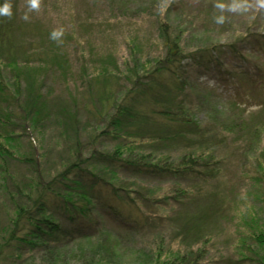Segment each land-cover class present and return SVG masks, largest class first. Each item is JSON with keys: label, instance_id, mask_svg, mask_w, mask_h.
Here are the masks:
<instances>
[{"label": "trees", "instance_id": "1", "mask_svg": "<svg viewBox=\"0 0 264 264\" xmlns=\"http://www.w3.org/2000/svg\"><path fill=\"white\" fill-rule=\"evenodd\" d=\"M10 2L12 16H0V264H127L106 245L90 252L72 249L80 240L98 237L101 242L105 224L114 225L117 236L152 235L150 264H264V200L261 206L243 209L233 249L218 254L211 252L213 235L206 226L214 208L183 210L199 204L201 188L195 190L192 184L205 185L220 174L217 148L228 134L251 159L248 171L264 197V147L258 143L264 124L254 126L245 119L217 123L212 118L210 124L204 123L183 98L179 67L184 51L165 30L161 33L165 54L152 61L133 55V66L121 73L123 85L119 73L106 67L93 75L103 78L91 98L94 110L73 100L71 104L51 100L43 92L44 76L56 68L64 74L65 65L57 52L53 56L47 47L28 46L30 39L17 33L13 19L18 0ZM257 41L264 44L261 37ZM208 50L205 47L201 57L209 59ZM263 73L264 67L258 66L236 74L260 84ZM10 91L25 105L18 119L4 106ZM213 92L208 90L215 96ZM224 102L241 113L248 107L234 97ZM81 110L88 111L84 120ZM13 118L29 138V153L15 145L22 134L15 131ZM53 127L58 130L55 146L35 152L37 136ZM168 145L175 147L170 150ZM50 151L55 153L52 161ZM121 173L134 185L137 180L158 179L190 186L154 202L139 184L128 188ZM165 205L169 211L156 210ZM104 249L109 256H103Z\"/></svg>", "mask_w": 264, "mask_h": 264}, {"label": "rangeland", "instance_id": "2", "mask_svg": "<svg viewBox=\"0 0 264 264\" xmlns=\"http://www.w3.org/2000/svg\"><path fill=\"white\" fill-rule=\"evenodd\" d=\"M224 2L230 3L231 0ZM247 2L250 5L247 11L224 10L226 20L220 25L214 22V17L221 12L215 7L217 0H39V8L31 11L28 10L27 0H18L13 19L17 23V33L30 39V48L44 46L50 49V55L55 52L60 54L61 62L65 65L64 74H61L63 70L55 67L56 72H48L44 76L43 92L51 100L70 104L76 101L79 106L86 105L88 111L94 110L91 98L101 89L103 78H93V75L106 67L109 72L119 73L118 78H122L120 85H123L125 80L121 73L133 66V55L136 54L141 61H152L154 57L165 54L161 36L162 30H165L169 37L177 39L184 51L179 67L180 80L184 81L185 86L183 98L198 110V117L207 124L212 119L217 123L245 119L254 126H261L264 124V73L260 84L256 81L251 83L247 77L236 74L242 68L253 71L258 66L264 67V44L257 41L259 37L264 39V9L255 7L256 0ZM26 12L29 18L24 20L22 17ZM161 24L164 27L160 28ZM60 28L63 34L59 40L50 38V33ZM232 44H235V48L229 47ZM205 47L210 49L207 52L209 59L201 57ZM134 48L136 51L133 52ZM48 61L51 65V58ZM208 90L214 91L215 96L209 94ZM10 93L4 106L18 119L25 105L21 96ZM231 97L247 105L246 112L232 109L224 102ZM88 111L81 110V119H86ZM13 120L16 122L15 131L22 134V138L15 143L16 147L23 153L31 152L29 138L23 136L19 122ZM56 132L58 130L53 127L39 134L34 151L54 145ZM258 143L259 147H264V128ZM218 146L217 154L222 158L218 177L202 186L196 183L191 185L195 190L201 188L199 204L187 205L184 209L175 207L176 210L186 211L214 208V214L206 219V226L213 235L209 245H212L211 252L214 254L227 248L233 249L234 229L240 221L239 214L250 205L261 206V200H264L254 186L253 173L248 171L251 159L241 154L235 138L228 134L224 144ZM168 147L172 150L175 146ZM54 157L55 153L50 151L49 160L52 161ZM21 169L20 172H24ZM119 176L126 183L132 180L122 173ZM138 184L139 189L151 195L153 201L178 187L190 186L175 180L158 179L137 180L135 185L131 182L127 186L137 188ZM1 200L2 197L0 205ZM165 207L156 210L165 213L169 211V206ZM105 225L101 242L98 243V237L80 240L72 245V249L76 251L82 248L90 252L96 246L106 245L109 252L118 256L123 263L131 264L135 260L137 264L151 263L148 248L153 245L150 240L155 239L152 235L130 232L117 236V229L112 228L114 225ZM138 249L143 250L139 252ZM102 253L104 257L109 256L105 249Z\"/></svg>", "mask_w": 264, "mask_h": 264}, {"label": "clouds", "instance_id": "3", "mask_svg": "<svg viewBox=\"0 0 264 264\" xmlns=\"http://www.w3.org/2000/svg\"><path fill=\"white\" fill-rule=\"evenodd\" d=\"M28 10H35L39 8V0H27ZM217 9H220L221 12L219 15L214 17V22L218 25L225 23L226 16L223 14L224 10L229 12H244L247 11L250 5L247 0H231L230 3H225L224 0H217L215 4ZM255 7L260 10L264 9V0H256ZM0 16H12V4L10 0H0ZM24 20H27L29 17L27 12L22 17ZM63 34V29H55L50 33V38L54 40H59Z\"/></svg>", "mask_w": 264, "mask_h": 264}]
</instances>
